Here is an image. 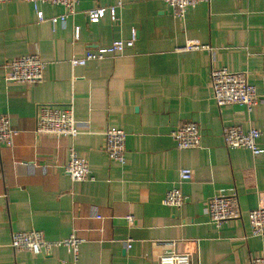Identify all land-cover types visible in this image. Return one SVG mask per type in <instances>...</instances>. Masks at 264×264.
Wrapping results in <instances>:
<instances>
[{
  "label": "crops",
  "instance_id": "1",
  "mask_svg": "<svg viewBox=\"0 0 264 264\" xmlns=\"http://www.w3.org/2000/svg\"><path fill=\"white\" fill-rule=\"evenodd\" d=\"M117 2L115 23L107 15L87 22L86 11ZM36 10L43 21L26 0L0 4V115L17 131L10 146L0 145V264H72L61 247L48 256L9 248L11 234L32 230L49 242L73 233L81 241L73 264H157L168 250L188 254L190 264H249L264 255V234L250 237L246 219L264 208V99L250 112L217 107L209 88L210 69L225 68L245 72L263 90L264 0H209L181 19L160 0H77L63 26L49 21L61 7L36 3ZM131 29L136 40L122 56L68 63L127 39ZM187 41L204 49L177 51ZM25 55L44 62L41 83L3 81L2 64ZM68 105L79 123L76 137L33 133L39 106ZM183 122L197 125L198 148L176 149L170 133ZM228 126L257 129L262 152L226 149L221 134ZM107 128L125 134L122 165L102 151ZM69 147L92 181L63 174ZM180 169L190 172L178 186L184 204L165 207L161 200ZM219 190L236 194L239 217L216 228L205 204Z\"/></svg>",
  "mask_w": 264,
  "mask_h": 264
},
{
  "label": "built area",
  "instance_id": "2",
  "mask_svg": "<svg viewBox=\"0 0 264 264\" xmlns=\"http://www.w3.org/2000/svg\"><path fill=\"white\" fill-rule=\"evenodd\" d=\"M14 0H0V4ZM33 4L35 17L38 22L43 21L42 15L36 10V3L59 6L63 13L49 21L52 26L60 23L75 14L77 0H26ZM170 11L172 17L183 18L186 10L192 9L198 4L208 3L209 0H160ZM120 2L108 7H95L85 12L88 23H96L104 15L110 22L115 23L116 9ZM78 28L72 30V40L78 38ZM136 40V31L131 29L125 40H115L105 48H99L94 52L86 51L79 58L72 57L68 63L72 67L83 66L86 62L100 61L103 59L122 56L125 50L133 47ZM204 49L197 44L187 41L178 48L179 52H189ZM44 62L37 55H25L6 61L2 64V79L21 85L40 84L43 78ZM263 90L257 92L247 82L245 72H231L225 68H211L209 71V88L211 98L217 107L236 104L244 106L247 112L264 99V77L262 78ZM79 123L74 119L71 105L65 107L39 106L35 114L33 133L37 136L66 137L72 140L78 135ZM17 131L12 129L6 115H0V145L10 146L12 138ZM223 145L228 150L238 148L246 149L253 156L260 154L262 150L257 146L260 133L255 128L242 131L238 126H228L222 129ZM176 149L188 150L199 146L198 127L192 122H183L170 133ZM125 134L116 128H107L103 133L102 151L107 158L117 164L124 163ZM62 172L71 182H90V176L86 161L78 157L69 147L67 161L62 166ZM190 180V172L180 169L177 172L175 186L168 189L161 200V204L168 208L178 209L182 207L185 197L179 190V185ZM205 215L209 224L218 228L227 221H234L239 217L238 201L233 191H216L206 201ZM99 219V218H98ZM250 237H261L264 234V208L258 207L246 214ZM126 223L131 222L130 216H125ZM81 241L70 233L66 238L49 242L43 238L39 231L13 233L10 236L8 246L13 251H26L32 256H48L53 248L61 247L71 257V263L76 260L77 248ZM172 245V244H171ZM128 248V245L125 246ZM157 264H190L188 254L177 253L173 250L165 251L159 256ZM249 264H264V255L254 256Z\"/></svg>",
  "mask_w": 264,
  "mask_h": 264
}]
</instances>
